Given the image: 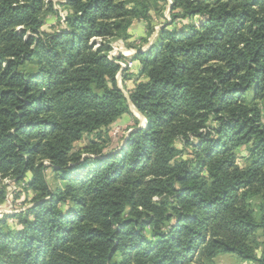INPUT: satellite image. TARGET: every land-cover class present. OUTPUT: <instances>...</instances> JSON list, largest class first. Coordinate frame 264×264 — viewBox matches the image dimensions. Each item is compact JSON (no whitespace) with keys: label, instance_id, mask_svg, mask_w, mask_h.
<instances>
[{"label":"trees","instance_id":"obj_1","mask_svg":"<svg viewBox=\"0 0 264 264\" xmlns=\"http://www.w3.org/2000/svg\"><path fill=\"white\" fill-rule=\"evenodd\" d=\"M128 101L145 126L104 152ZM3 178L33 201L0 218V264H264V0H0V203Z\"/></svg>","mask_w":264,"mask_h":264},{"label":"rangeland","instance_id":"obj_2","mask_svg":"<svg viewBox=\"0 0 264 264\" xmlns=\"http://www.w3.org/2000/svg\"><path fill=\"white\" fill-rule=\"evenodd\" d=\"M55 2L59 0H53ZM62 1V0H61ZM56 9L58 10V15L55 14H48L45 18L44 24L42 26V30L45 31H54V30H59L61 27H63V19L65 15L64 7L57 5ZM166 16L169 18V15L166 14ZM150 37V36H149ZM148 37V38H149ZM117 40H114L111 46V50L108 52V56L110 58H114L118 63H120V70L116 75L117 78V85L118 87L123 91L125 96H128L127 89L128 87L132 84V82H127V85L124 84L123 81L133 79V85H134V78H138V80L144 79L143 76L138 74V71L140 69L139 65H136L134 62L130 63L129 61H126L124 65L126 66H121V63L123 64V61L121 58L117 57L121 51H117L112 49V47H116V42ZM152 40H149V42L141 49L145 50L149 48L150 43ZM147 42V41H146ZM130 63V64H129ZM136 65V67L132 68ZM130 74V77H127L125 79H122V73ZM129 110L131 114H125L122 117H120L117 121L109 125V127L105 130V132H102L104 144H105V150L104 152L108 151H113L119 149L121 146L124 145L125 140L127 138V135L129 131H131L135 127V123H137L136 127H143L145 126V118L144 116L137 110H135L132 106L129 107ZM95 139L93 135H88L79 140L78 142L75 143V148H79L84 146L85 144L88 143L89 140ZM177 145L180 147V143H177ZM188 150L186 149L184 151V154L186 156H189ZM245 154L244 149H242L240 156H243ZM242 158H238V164L242 165ZM47 164V162H45ZM30 174L28 173V178ZM46 178L47 181L51 186L54 184H60L59 180L55 178L56 174L51 170V168L46 169ZM2 182L5 186L6 189V195L5 199L0 203V218L3 217L4 215H8L6 218V224L5 226L8 228H16L20 225H16V220L17 218L12 217L11 215L13 213H19L24 211L26 208H28L32 204V199H33V193L26 189L25 185L22 184V182L15 183L13 180L9 178H3ZM212 264H249L247 260H243L239 257H237L233 253H223V254H218L215 256L212 260Z\"/></svg>","mask_w":264,"mask_h":264},{"label":"crops","instance_id":"obj_3","mask_svg":"<svg viewBox=\"0 0 264 264\" xmlns=\"http://www.w3.org/2000/svg\"><path fill=\"white\" fill-rule=\"evenodd\" d=\"M158 28H159V25H157L155 27V31L148 38V41L144 42L141 45V48L143 47V45H145V43L147 44L149 42V40H154V37H155V34H156V30ZM129 32H130L131 36H130L128 42H134V43L138 44V43H140V38L145 36V24L142 21H137L130 27ZM116 42H117L116 43V48L118 49V51H121L120 55L124 57V58H121L123 63H125L126 61H129L130 63L134 62L136 64L138 62V60L131 58L132 54L136 51V49L124 45V43L121 42L120 40H118ZM135 64H134V66L132 68L136 67V65L140 66L139 62L136 65ZM133 78H134V76H133ZM128 81L132 82V84L128 87L127 92L133 87V79L126 80V81H123V82H124V84L127 85Z\"/></svg>","mask_w":264,"mask_h":264},{"label":"water","instance_id":"obj_4","mask_svg":"<svg viewBox=\"0 0 264 264\" xmlns=\"http://www.w3.org/2000/svg\"><path fill=\"white\" fill-rule=\"evenodd\" d=\"M140 50L142 51L143 49H140ZM127 98H128V96H127ZM128 103H129V107L132 106L137 111V109L133 106V104L130 101H128Z\"/></svg>","mask_w":264,"mask_h":264},{"label":"built area","instance_id":"obj_5","mask_svg":"<svg viewBox=\"0 0 264 264\" xmlns=\"http://www.w3.org/2000/svg\"><path fill=\"white\" fill-rule=\"evenodd\" d=\"M112 49L116 50L115 53L118 51V49L116 47H112ZM123 65H124V63L123 64L121 63V66H123ZM124 66H126V65H124Z\"/></svg>","mask_w":264,"mask_h":264}]
</instances>
